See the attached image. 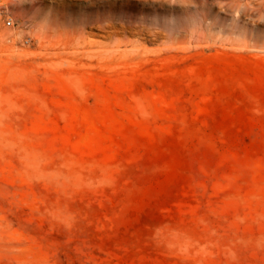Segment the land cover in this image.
Masks as SVG:
<instances>
[{
    "label": "rangeland",
    "instance_id": "1",
    "mask_svg": "<svg viewBox=\"0 0 264 264\" xmlns=\"http://www.w3.org/2000/svg\"><path fill=\"white\" fill-rule=\"evenodd\" d=\"M0 264H264V0H0Z\"/></svg>",
    "mask_w": 264,
    "mask_h": 264
},
{
    "label": "built area",
    "instance_id": "2",
    "mask_svg": "<svg viewBox=\"0 0 264 264\" xmlns=\"http://www.w3.org/2000/svg\"><path fill=\"white\" fill-rule=\"evenodd\" d=\"M7 22L11 24L13 22L12 18H8Z\"/></svg>",
    "mask_w": 264,
    "mask_h": 264
},
{
    "label": "bare ground",
    "instance_id": "3",
    "mask_svg": "<svg viewBox=\"0 0 264 264\" xmlns=\"http://www.w3.org/2000/svg\"><path fill=\"white\" fill-rule=\"evenodd\" d=\"M157 34V33H156Z\"/></svg>",
    "mask_w": 264,
    "mask_h": 264
}]
</instances>
